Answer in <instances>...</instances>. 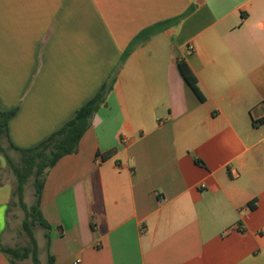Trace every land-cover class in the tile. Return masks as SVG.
I'll return each instance as SVG.
<instances>
[{"label": "crops", "instance_id": "0c3cea01", "mask_svg": "<svg viewBox=\"0 0 264 264\" xmlns=\"http://www.w3.org/2000/svg\"><path fill=\"white\" fill-rule=\"evenodd\" d=\"M174 19L48 171L41 264H264V0H0V110H16L3 146L57 133L139 34ZM13 190L3 177L0 264L17 246Z\"/></svg>", "mask_w": 264, "mask_h": 264}, {"label": "trees", "instance_id": "16d2710c", "mask_svg": "<svg viewBox=\"0 0 264 264\" xmlns=\"http://www.w3.org/2000/svg\"><path fill=\"white\" fill-rule=\"evenodd\" d=\"M179 20L180 19H174L161 22L139 34V36L131 43L126 52L123 54L119 66L111 73L109 79L99 90L96 96L78 110L73 120L65 124L61 130L53 134L50 138L38 146L30 149H19L10 142V145L5 148L3 146V140L5 138L9 140L8 124L15 116L16 110H0V154L4 156L16 177V188L13 190V198H16L17 201L16 203L11 201L9 205H16L25 213L22 229L28 238V245L24 247L1 246V251L9 257L13 264H17V262L27 259H31L33 264H41L35 228L39 226L47 232L51 230V226L44 218L41 209L43 191L46 185L48 171L54 168L63 158L78 153L81 140L90 130L95 114L101 107L107 105V98L113 91L115 83L117 82L120 68L130 56L135 46L138 43L147 41L154 35L168 30L171 26L178 23ZM179 68L187 83L199 96L201 101H204V96L198 87V80L192 73L187 63L184 61L179 62ZM10 150H14L19 153V163H16L10 156ZM114 153L115 151H111L103 158L109 159L114 155ZM31 178H34L35 203L32 206H29L25 202V187ZM255 207L256 206L254 204L250 205L251 209H255ZM46 239L47 247L50 248V236L48 233L46 234ZM54 262L55 258L49 255L48 264H54Z\"/></svg>", "mask_w": 264, "mask_h": 264}, {"label": "rangeland", "instance_id": "374dc122", "mask_svg": "<svg viewBox=\"0 0 264 264\" xmlns=\"http://www.w3.org/2000/svg\"><path fill=\"white\" fill-rule=\"evenodd\" d=\"M10 156L14 159L16 163L20 162V155L15 153L14 151H9ZM0 158L5 162L4 168L2 169L3 172L2 176H0V181L3 180V177L13 182L14 189L16 188V177L13 174L9 164L5 160L4 156L0 154ZM14 203H16L17 199L13 198ZM25 202L32 206L35 203V188H34V178H31L29 183L25 187ZM10 214H9V223L10 227L12 229L13 234H15L16 238V245L19 247H24L28 245V238L25 235L22 224L25 219V213L23 210L16 206L12 205L10 206ZM35 235L40 243L41 246H43L47 240L45 238V230L39 226L35 228ZM26 264H33L31 259H28V262H25Z\"/></svg>", "mask_w": 264, "mask_h": 264}, {"label": "built area", "instance_id": "2783aa9c", "mask_svg": "<svg viewBox=\"0 0 264 264\" xmlns=\"http://www.w3.org/2000/svg\"><path fill=\"white\" fill-rule=\"evenodd\" d=\"M189 50H190V52L194 51L195 50L194 46H190ZM124 141L126 142L127 140L125 139Z\"/></svg>", "mask_w": 264, "mask_h": 264}]
</instances>
